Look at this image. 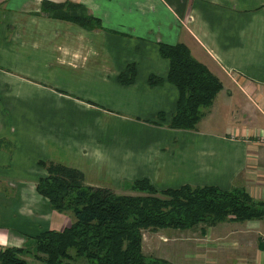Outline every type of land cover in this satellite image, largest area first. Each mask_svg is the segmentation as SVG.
Wrapping results in <instances>:
<instances>
[{"label": "crops", "instance_id": "1", "mask_svg": "<svg viewBox=\"0 0 264 264\" xmlns=\"http://www.w3.org/2000/svg\"><path fill=\"white\" fill-rule=\"evenodd\" d=\"M178 43L222 82L195 129L170 126L179 91L159 45ZM128 64L136 78L127 85L119 75ZM151 75L164 81L151 87ZM263 134L264 0H0V247L74 219L38 192L39 161L122 194H135L125 182L148 179L158 190L240 185L264 201ZM147 237L173 264H264V218Z\"/></svg>", "mask_w": 264, "mask_h": 264}, {"label": "trees", "instance_id": "2", "mask_svg": "<svg viewBox=\"0 0 264 264\" xmlns=\"http://www.w3.org/2000/svg\"><path fill=\"white\" fill-rule=\"evenodd\" d=\"M66 5H54L55 8ZM53 7L44 1L43 10ZM84 27H101L92 15L71 17ZM161 55L170 61L167 80L179 91L177 110L170 126L195 129L222 89V82L195 59L183 43L160 44ZM136 67L128 64L119 75L132 84ZM164 80L151 75V87ZM156 117L166 120L164 113ZM46 170L37 184L58 213L71 211L74 219L62 229H49L30 237L23 247H0V264H28L32 253L43 264H68L72 250L91 264H173L144 253V231L157 228H190L201 223L264 218V201L254 199L243 187L222 190L217 186L183 185L158 190L148 179L126 183L135 194L86 185L84 173L52 161H40Z\"/></svg>", "mask_w": 264, "mask_h": 264}, {"label": "rangeland", "instance_id": "3", "mask_svg": "<svg viewBox=\"0 0 264 264\" xmlns=\"http://www.w3.org/2000/svg\"><path fill=\"white\" fill-rule=\"evenodd\" d=\"M64 11V13L66 14V16H68V17H72L73 15L72 14H74L75 13V10H69V9H64L63 10ZM81 25V24H80ZM236 115H238L237 113H236ZM259 139V141L262 143V141H261V139L260 138H258ZM43 161V160H42ZM40 162V161H39ZM45 170V169H44ZM45 172H46V170H45ZM46 174H44V176H45ZM43 177V176H42ZM243 176L240 178V183L242 182L243 183ZM125 183H128V181L127 182H125ZM238 186H240V185H238ZM124 190H125V192H131V188L129 187V186H124ZM125 194V193H124ZM72 214V212L71 211H65L63 214L64 215H66V214ZM202 224V226H207V225H213V224H211V223H209V224H207V223H201ZM151 229H146L145 231H144V239H145V237L146 236H148V234H149V231H150ZM203 234V233H202ZM197 235L196 234H192V235H190V239L192 238V239H195V237H196ZM28 241H30L29 240V238H28V240H27V242ZM145 244H146V249H145V254L147 255V257H149V258H157L156 257V254H155V252H154V250H152V239L150 238L149 239V237H147L146 239H145ZM151 244V245H150ZM150 245V247L148 248V246ZM71 254L73 255V259L72 260H69L68 261V264H91V263H89L88 262V260L86 259V258H83V257H78L77 255H76V253H75V250H72L71 251ZM26 258V260L28 261V264H43V262L41 261V260H39V258H37V257H35V255L32 253L31 255H29V256H27V257H25ZM161 259V258H160ZM204 264H215V263H213V262H205Z\"/></svg>", "mask_w": 264, "mask_h": 264}, {"label": "built area", "instance_id": "4", "mask_svg": "<svg viewBox=\"0 0 264 264\" xmlns=\"http://www.w3.org/2000/svg\"><path fill=\"white\" fill-rule=\"evenodd\" d=\"M260 139H261V141H262V142H263V144H264V134H263V135H261Z\"/></svg>", "mask_w": 264, "mask_h": 264}]
</instances>
